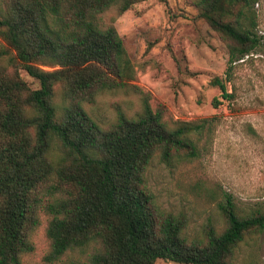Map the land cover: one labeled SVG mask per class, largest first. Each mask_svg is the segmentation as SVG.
Segmentation results:
<instances>
[{"label":"trees","instance_id":"trees-1","mask_svg":"<svg viewBox=\"0 0 264 264\" xmlns=\"http://www.w3.org/2000/svg\"><path fill=\"white\" fill-rule=\"evenodd\" d=\"M143 0H6L0 13V264H21L43 222L46 264H234L237 247L264 230V208L218 204L220 228L198 237L186 219L160 209L144 184L154 158L163 165L199 156L210 120L170 122L149 104L112 23ZM257 0H193L197 16L227 48V64L260 44ZM43 67L49 68L44 70ZM19 71L37 83L31 89ZM210 86L229 100L224 83ZM130 89L139 109L119 108L96 123L84 106L103 92ZM58 92L59 102H55Z\"/></svg>","mask_w":264,"mask_h":264},{"label":"rangeland","instance_id":"rangeland-1","mask_svg":"<svg viewBox=\"0 0 264 264\" xmlns=\"http://www.w3.org/2000/svg\"><path fill=\"white\" fill-rule=\"evenodd\" d=\"M192 2L143 0L119 16L108 13L102 21L114 26L132 67L133 80L126 85L149 94L152 109L162 104L164 119L170 122L210 120L196 159L166 166L154 158L144 175L157 206L182 214L186 234L198 237L207 224L220 228L217 206L223 194L241 211L264 208V0L253 5L259 47L230 66L227 48L197 16ZM5 8L6 0H0V13ZM19 75L31 89L37 88L25 72ZM214 77L230 94L216 108L210 104L219 95L209 85ZM54 98L58 104V92ZM139 106L138 95L125 89L100 93L84 108L103 126L113 120L116 108L132 115ZM43 227L41 222L33 236V252L21 264H46ZM234 264H264V230L237 247Z\"/></svg>","mask_w":264,"mask_h":264}]
</instances>
